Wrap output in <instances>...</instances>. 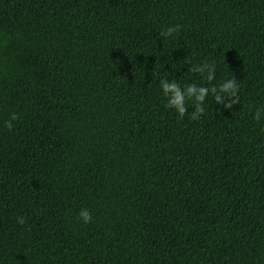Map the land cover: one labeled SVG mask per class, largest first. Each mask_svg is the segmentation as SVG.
I'll use <instances>...</instances> for the list:
<instances>
[{
    "label": "trees",
    "instance_id": "obj_1",
    "mask_svg": "<svg viewBox=\"0 0 264 264\" xmlns=\"http://www.w3.org/2000/svg\"><path fill=\"white\" fill-rule=\"evenodd\" d=\"M0 264H264V0H0Z\"/></svg>",
    "mask_w": 264,
    "mask_h": 264
},
{
    "label": "clouds",
    "instance_id": "obj_2",
    "mask_svg": "<svg viewBox=\"0 0 264 264\" xmlns=\"http://www.w3.org/2000/svg\"><path fill=\"white\" fill-rule=\"evenodd\" d=\"M180 27H181L180 25L170 27L166 29V31L162 33V35L169 36L173 32L177 31ZM214 78H215V67L213 74L209 75L208 81L211 82L212 80H214ZM162 85H163L164 94H167L168 92L174 93V97L168 99V107L175 108L178 114L181 117H183L187 112V106L185 103L184 94L180 91L179 85L176 82L168 84L163 81H162ZM219 87L221 91L228 92L229 95L227 96L226 99L222 98L220 95H213L217 104H221L224 107L231 108L234 104L239 102V96H238L239 85L237 84L234 76H232L231 79L226 80V82L222 83ZM187 91L189 94H194L198 92V94L196 95V101H198V103L196 104L195 112L192 113V119L193 120L199 119L204 112V107L201 105H203L206 97L209 96L208 87L202 86L197 90L195 85H189ZM213 92L215 93V86H213ZM255 118L257 120L260 119L259 111H257ZM16 119H18L17 115L13 114L11 120H16ZM11 120L5 122L6 127L9 130H11L14 127ZM79 216L83 219V222L86 224L92 222L93 217L88 209H82L79 213ZM19 222L23 224L24 219L22 217L19 218Z\"/></svg>",
    "mask_w": 264,
    "mask_h": 264
}]
</instances>
